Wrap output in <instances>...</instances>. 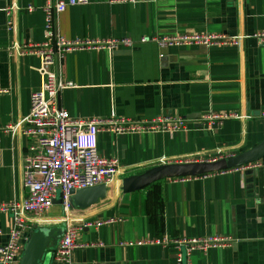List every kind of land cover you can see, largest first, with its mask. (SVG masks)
Segmentation results:
<instances>
[{
	"label": "crops",
	"instance_id": "0c3cea01",
	"mask_svg": "<svg viewBox=\"0 0 264 264\" xmlns=\"http://www.w3.org/2000/svg\"><path fill=\"white\" fill-rule=\"evenodd\" d=\"M46 4L0 0V203L28 196L23 174L36 139L6 128L30 113L31 95L42 86L40 56L17 48L46 40ZM56 22L57 31L71 41L133 42L112 50L88 46L64 54L59 72L71 86L59 93L58 104L72 118L107 119L112 112L141 120L172 115L186 118L188 129L117 134L102 128L98 153L118 159L120 165L106 196L84 209L65 210L55 203L30 222L25 247L31 230L57 229L60 243L72 225L78 227L76 241L83 247L64 261L54 258L59 243H52L49 264H179L175 244L122 243L228 235L235 239L231 246L195 250L191 264H264V158L258 167L166 178L134 192L122 190L124 178L151 167L212 161L264 140V44L251 37L240 45L209 47H160L142 40L264 31V0H90L69 6ZM211 112L238 117L210 123L206 117ZM12 224V215L0 211V246Z\"/></svg>",
	"mask_w": 264,
	"mask_h": 264
},
{
	"label": "built area",
	"instance_id": "2783aa9c",
	"mask_svg": "<svg viewBox=\"0 0 264 264\" xmlns=\"http://www.w3.org/2000/svg\"><path fill=\"white\" fill-rule=\"evenodd\" d=\"M90 0H47L46 40L40 44L20 45L17 49L23 54H36L41 58L38 67L43 82L40 89L31 95L30 113L16 125H9L6 131L13 134L21 129L24 135L36 139L31 147V155L26 161L23 181L28 196L21 202L0 203V211L13 217L8 232V240L0 246V264H20L24 253L26 231L32 220L48 212L58 195L65 210L70 208L73 190L108 185L120 171L119 161L109 159L98 153V133L110 130L117 134H142L160 132H178L188 129V120L182 116L160 115L150 120L116 117L115 112L107 119H74L69 112L58 104L59 93L71 86L60 76V63L64 54L84 47L114 49L119 44L131 45L129 38L109 39L101 43L71 41L63 37L56 29L59 14L69 6L87 5ZM12 26V25H11ZM251 37L264 44V31L251 35H229L226 33H181L143 37V41H154L160 47L174 45L203 44L205 46L240 45L242 40ZM18 44H14L16 48ZM264 117V112L261 114ZM238 117L228 113H210L207 119L222 121ZM216 160V159H214ZM213 161V160H212ZM260 161L238 167L260 166ZM234 167V168H238ZM231 169V168H230ZM102 222L97 223L101 225ZM90 225V224H87ZM78 227L68 225L66 233L58 244L54 258L68 261L74 249L83 247L76 241ZM235 239L228 235H216L195 238H177L169 240H138L124 242L123 245H147L157 243L166 246L169 243L179 248L178 263L191 264V254L195 250L208 252L213 248L231 246Z\"/></svg>",
	"mask_w": 264,
	"mask_h": 264
},
{
	"label": "water",
	"instance_id": "95a60500",
	"mask_svg": "<svg viewBox=\"0 0 264 264\" xmlns=\"http://www.w3.org/2000/svg\"><path fill=\"white\" fill-rule=\"evenodd\" d=\"M264 158V140L252 149L232 156L222 157L213 161H191L166 163L151 167L138 175L123 179L122 190L126 193L141 190L150 184L178 177H193L206 175L221 170L242 166ZM108 185L100 184L84 189L73 190L70 198V208H88L106 196ZM61 203V196L55 199ZM58 230L44 228L31 230L20 264H42L51 244H57ZM65 232V231H64Z\"/></svg>",
	"mask_w": 264,
	"mask_h": 264
},
{
	"label": "trees",
	"instance_id": "16d2710c",
	"mask_svg": "<svg viewBox=\"0 0 264 264\" xmlns=\"http://www.w3.org/2000/svg\"><path fill=\"white\" fill-rule=\"evenodd\" d=\"M158 182H159V181L154 182V183L150 184L149 186H155ZM154 200H157V197H155Z\"/></svg>",
	"mask_w": 264,
	"mask_h": 264
},
{
	"label": "rangeland",
	"instance_id": "374dc122",
	"mask_svg": "<svg viewBox=\"0 0 264 264\" xmlns=\"http://www.w3.org/2000/svg\"><path fill=\"white\" fill-rule=\"evenodd\" d=\"M61 206V205H60ZM46 257V261H45V264H49V258L47 256Z\"/></svg>",
	"mask_w": 264,
	"mask_h": 264
}]
</instances>
